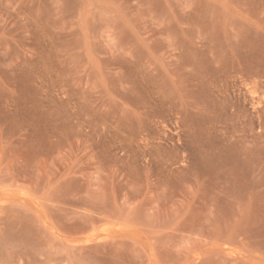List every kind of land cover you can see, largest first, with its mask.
<instances>
[{"label": "rangeland", "instance_id": "374dc122", "mask_svg": "<svg viewBox=\"0 0 264 264\" xmlns=\"http://www.w3.org/2000/svg\"><path fill=\"white\" fill-rule=\"evenodd\" d=\"M0 264H264V0H0Z\"/></svg>", "mask_w": 264, "mask_h": 264}]
</instances>
